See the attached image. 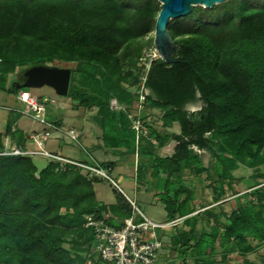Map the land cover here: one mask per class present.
<instances>
[{"label": "trees", "instance_id": "obj_1", "mask_svg": "<svg viewBox=\"0 0 264 264\" xmlns=\"http://www.w3.org/2000/svg\"><path fill=\"white\" fill-rule=\"evenodd\" d=\"M159 12L157 0H0V92L28 111L25 72L38 66L69 69L64 97L97 110L90 119L101 131L95 149L118 157L99 163L92 149H82L89 160H71L107 173L118 160L136 157L131 164L137 185L158 196L168 222L181 219L170 236L175 260L252 264L247 256L264 245V184L256 180L264 175L253 174L256 181L242 194L233 184L241 166H264V0L195 6L170 20L172 62L156 58L146 68L142 61L154 50ZM15 73L18 79L9 81ZM138 83L148 93L125 87ZM141 94L139 118L147 131L137 134L130 115ZM113 99L123 108L111 109ZM197 101L199 111L185 109ZM146 109L162 112L161 131L146 125ZM21 116L10 112L5 134L10 145L26 148L30 136L13 129ZM175 124L178 134L169 131ZM170 144L173 152L160 155ZM5 150L0 134V264H110L94 251L95 231L86 224L92 219L122 227L132 215L124 195L116 189V203H102L94 184L103 177L51 159L36 176L32 157ZM186 171L197 179L207 174L212 205L199 202ZM228 192L236 195L230 215L216 207Z\"/></svg>", "mask_w": 264, "mask_h": 264}, {"label": "rangeland", "instance_id": "obj_2", "mask_svg": "<svg viewBox=\"0 0 264 264\" xmlns=\"http://www.w3.org/2000/svg\"><path fill=\"white\" fill-rule=\"evenodd\" d=\"M154 36V33L152 34ZM149 55V57H148ZM146 59L142 61L145 63L146 68L149 65V59H156L160 58L158 53L155 50L151 49L150 51L146 52ZM9 81H15L18 79V74L15 73L13 75H9ZM125 87L133 92V93H140L142 91V84L138 83L135 86H130L129 84H125ZM29 94L31 95L34 101H40L44 98H47L49 101L45 103L46 106V120L50 122L53 128L49 127V132L51 130H56L57 126L54 122L59 121L60 127H62V139L64 142L69 143L70 145H66L65 147H61V142L56 139V132L52 131L51 138H44L43 137V129L45 126L40 124L38 121L32 119L29 116L22 115L19 125L27 130H39L41 132V140L43 148L46 151L51 153H60L62 156L67 158H72L77 161H88L84 155V150H90L92 146L96 147L94 143L101 142V131L92 123L90 119L93 115L96 114V109L88 111L83 107H79L76 102L72 100L58 95L52 88L43 85V86H33L28 89ZM115 100V99H113ZM143 101H140L139 110L143 112ZM19 108L18 103L16 102L15 98L12 96H6L4 93L0 92V132L5 133V120L7 118L8 111ZM133 108V107H132ZM202 108V103L197 101L195 103L188 104L185 109L188 112H196ZM137 109V110H138ZM142 109V110H141ZM136 110V111H137ZM135 111V110H133ZM145 123L146 125H150L155 130L161 131L162 130V112L159 109H146L145 110ZM59 128V127H58ZM170 132H174L178 134L179 125L175 124L169 129ZM80 135V136H79ZM76 138V140H74ZM31 140V139H30ZM44 140V141H43ZM4 144L8 147L9 140H3ZM32 141V140H31ZM77 141V142H76ZM33 143V141L31 142ZM31 147L38 148L36 144L31 145ZM84 149V150H82ZM91 151V155L95 158L99 163L102 161H110V160H117L118 157L110 154L104 149H100L99 151ZM173 152V146L167 145L162 148L159 153L162 156L170 155ZM108 155V156H107ZM203 161L205 165L208 162V155L203 154ZM44 161L48 162V158H43ZM136 157H128L127 159L118 160V164L113 172L107 171V175L116 183L115 186L111 181L102 178L99 182L94 184V190L97 196V199L106 204H114L117 201L118 194L115 190H120L127 198L131 199L135 202L137 208L142 212L144 216H146L149 220L156 224H165L168 223V217L166 210L164 208V204L158 199V196H155L154 192H149L139 187L135 180V167L131 164V161H136ZM187 173L185 175L188 184L194 187L196 192V197L201 202V204L205 205L206 207L212 205V189L210 188L211 180L209 181L207 178V174H203L198 179L193 176L192 173ZM263 174L264 175V166L256 169H250L244 166H241L238 170L234 172V176L236 177L237 181L234 182L233 186L234 189L238 190V193L242 194L248 192L249 187L253 186L254 180L252 179L253 174ZM264 184V179L259 177L256 179ZM255 180V181H256ZM119 193H121L119 191ZM235 193L228 192L227 196L223 199L222 204L220 206H216L218 212L226 213L230 215L233 208L236 206L235 202ZM126 199V198H125ZM130 204L129 200L126 199ZM221 203V202H220ZM131 206V204H130ZM131 209L133 207L131 206ZM199 209V210H198ZM197 212L203 211V206H197ZM171 231V234L166 235L167 232ZM164 233V234H162ZM173 233V228H169L168 230H164V232L160 231V240L163 243V249L160 250V255H162L157 264H179V259H174L172 261V246L170 243V235ZM69 247V246H67ZM76 254L73 253V256ZM82 255V254H79ZM78 255V256H79ZM76 256V257H78ZM248 259L252 264H263L264 263V245L258 247L255 251L250 253ZM242 258L236 257L235 261H240ZM77 264H80L79 262ZM83 264H94L93 261L86 260ZM240 264L241 261H240Z\"/></svg>", "mask_w": 264, "mask_h": 264}, {"label": "built area", "instance_id": "obj_3", "mask_svg": "<svg viewBox=\"0 0 264 264\" xmlns=\"http://www.w3.org/2000/svg\"><path fill=\"white\" fill-rule=\"evenodd\" d=\"M150 60H152V58L149 59V61ZM142 92L147 93L144 89ZM144 98V95L141 94L140 101L144 100ZM29 100L32 104L30 110L18 112L22 115L31 117L45 126L46 128L42 135L44 138H48L50 136L48 128H53L50 122L46 120L45 103L49 100L47 98H44L42 102L34 101L30 98ZM122 108L123 107L118 104L116 100L111 101V109L120 110ZM139 113L140 110L138 109L130 115V118L133 119L132 129H134L137 134L147 131L143 121L139 118ZM41 137V134H33L30 136L33 143L38 146L37 149H28L13 145L6 146V150L2 154L38 157L43 161V158H48L57 160L61 163L76 164L89 171L91 174L101 176L117 186L116 183L109 178L106 171L101 169L97 164L86 165L77 163L65 156H58L46 151L43 148ZM74 140H76V138H74ZM119 191L122 193L120 188ZM129 202L133 207L132 215L120 228L112 227L104 221L88 220L86 226L93 227L95 231L94 251L99 255L101 260L110 264H155L162 247V241L159 238L158 232H164V230L174 228L181 222V219L172 220L165 224H156L140 212L134 201L129 200Z\"/></svg>", "mask_w": 264, "mask_h": 264}, {"label": "water", "instance_id": "obj_4", "mask_svg": "<svg viewBox=\"0 0 264 264\" xmlns=\"http://www.w3.org/2000/svg\"><path fill=\"white\" fill-rule=\"evenodd\" d=\"M160 3V12L155 21L153 47L165 63L172 62L175 44L167 31L169 21L185 17L192 12L195 6L210 9L213 6L225 3L228 0H157ZM24 88L46 85L52 88L58 95L66 96L70 82L69 69L53 67H32L25 72ZM148 93V91H147ZM32 163L36 168V176L47 168V164L41 158L32 157Z\"/></svg>", "mask_w": 264, "mask_h": 264}, {"label": "crops", "instance_id": "obj_5", "mask_svg": "<svg viewBox=\"0 0 264 264\" xmlns=\"http://www.w3.org/2000/svg\"><path fill=\"white\" fill-rule=\"evenodd\" d=\"M6 95V94H5ZM6 96H12V95H6ZM12 97H14V96H12ZM15 98V97H14ZM29 98L31 99V100H33L32 99V97H31V95L29 94ZM18 111H20V109L19 108H14V109H12V110H10V111H8L9 112V114H7V118H6V120H5V126H4V129H5V127H6V123H7V120H8V117H9V115H10V112H14L15 114L16 113H19ZM22 117V116H21ZM21 117L20 118H18V120L14 123V125H13V129H16V130H21L23 133H25V134H27V135H29V136H31V135H33V134H40L41 132H39V130H34V129H30V130H27V129H25V128H23V127H21L20 125H19V122H20V119H21ZM56 125V124H55ZM57 126V128H56V130H51L50 131V136L48 137V138H51L52 137V131H54V132H56V136H57V138L56 139H58L60 142H61V147H65L66 145H70L69 143H66V142H64L62 139H60L61 138V136H62V127H60V126H58V125H56ZM59 127V128H58ZM46 127H44V128H42L43 129V131H44V129H45ZM43 133V132H42ZM0 134L2 135V138H3V140H9V143H11V140H10V137L9 136H6V134L4 133H1L0 132ZM80 136V135H79ZM32 141L29 139V141L26 143V148H28V149H35V147H31V145H33L34 143H31ZM99 143V142H98ZM98 143H94L95 145L96 144H98ZM14 145V144H13ZM13 145H10L9 144V146H13ZM91 149L93 150V151H99L100 149H95V147L94 146H92L91 147ZM108 156V155H107ZM70 159H72V158H70ZM73 160H75V159H73ZM103 162V161H102ZM237 190V189H236ZM123 194V193H122ZM124 195V194H123ZM126 199H128V200H131V199H129V198H127L126 196H124ZM169 234H171V231H169V232H167L166 233V235L165 236H167V235H169ZM171 236V235H170ZM170 239H171V237H170ZM170 243H171V240H170ZM171 246H172V244H171ZM164 250V249H163ZM164 251H166V250H164ZM171 253H172V261H173V259H174V257H175V255H174V253L171 251ZM162 256V255H161ZM179 264H183V261L182 260H180L179 262H178Z\"/></svg>", "mask_w": 264, "mask_h": 264}]
</instances>
